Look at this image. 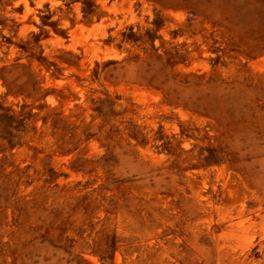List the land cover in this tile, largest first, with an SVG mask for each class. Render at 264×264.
<instances>
[{"label": "rangeland", "instance_id": "1", "mask_svg": "<svg viewBox=\"0 0 264 264\" xmlns=\"http://www.w3.org/2000/svg\"><path fill=\"white\" fill-rule=\"evenodd\" d=\"M0 264H264V0H0Z\"/></svg>", "mask_w": 264, "mask_h": 264}]
</instances>
